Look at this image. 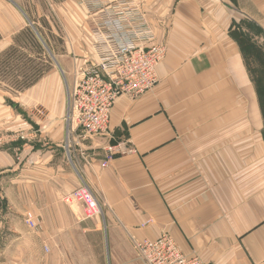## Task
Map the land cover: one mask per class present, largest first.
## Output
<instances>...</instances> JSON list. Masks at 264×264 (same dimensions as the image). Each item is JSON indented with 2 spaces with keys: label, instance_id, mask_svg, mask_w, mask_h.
<instances>
[{
  "label": "crops",
  "instance_id": "crops-1",
  "mask_svg": "<svg viewBox=\"0 0 264 264\" xmlns=\"http://www.w3.org/2000/svg\"><path fill=\"white\" fill-rule=\"evenodd\" d=\"M136 1L167 53L153 90L114 103L111 137L70 152L62 143V73L74 81L75 63L50 69L20 94L22 105L39 109L52 187L31 199L37 233L9 216L14 241L1 248L0 264H143L134 242L164 232L206 264H264V0ZM15 2L25 9L35 0ZM120 141L135 153L101 167L104 148ZM64 152L76 159L73 188L61 183L73 174L59 159ZM84 184L101 219L86 220L80 204L64 201Z\"/></svg>",
  "mask_w": 264,
  "mask_h": 264
},
{
  "label": "built area",
  "instance_id": "built-area-1",
  "mask_svg": "<svg viewBox=\"0 0 264 264\" xmlns=\"http://www.w3.org/2000/svg\"><path fill=\"white\" fill-rule=\"evenodd\" d=\"M79 1L93 23L96 57L77 70L68 92L69 152L97 136L111 137L114 103L121 96L136 98L153 90L159 82L157 68L167 53L136 0ZM104 151L103 168L118 155L135 153L126 141L109 143ZM64 201L80 204L86 220L103 217L101 205L85 184L66 195ZM26 222L31 229L38 228L33 214H27ZM134 249L143 264H206L198 256L184 255L166 232L155 240L134 242Z\"/></svg>",
  "mask_w": 264,
  "mask_h": 264
},
{
  "label": "rangeland",
  "instance_id": "rangeland-1",
  "mask_svg": "<svg viewBox=\"0 0 264 264\" xmlns=\"http://www.w3.org/2000/svg\"><path fill=\"white\" fill-rule=\"evenodd\" d=\"M14 1L0 0V55L11 47H18L19 50L36 56L39 49L36 45L33 49V43L26 34L30 31L44 51V63L51 69H60L62 65L67 68L75 63L72 68L76 73L93 60V25L74 0H35L31 4L32 8L25 4V9L17 6L16 2L14 4ZM62 75L64 84L66 83L64 93L68 103V92L73 79L70 74ZM20 94L7 90L5 85L0 87V200L4 202L0 211V250L8 241H14L9 221L11 215L16 216L17 221L21 218L29 233L39 231V225L38 228L31 229L26 222L27 214L37 216L35 200L31 199H35L37 193L49 192L52 187L46 163L48 146L40 141L39 126L35 122V113L39 109L22 105L23 97ZM64 123L67 128L62 143L66 145L68 107ZM38 144H43L41 152L35 154ZM73 149L74 147L71 151ZM59 159L68 164L71 173H76L74 154L70 153L68 156L64 152ZM73 174L62 181V185L73 188L78 183V176ZM68 235L75 236L66 234ZM138 262L136 260L131 264H139Z\"/></svg>",
  "mask_w": 264,
  "mask_h": 264
},
{
  "label": "trees",
  "instance_id": "trees-1",
  "mask_svg": "<svg viewBox=\"0 0 264 264\" xmlns=\"http://www.w3.org/2000/svg\"><path fill=\"white\" fill-rule=\"evenodd\" d=\"M26 34L33 43V49L35 48V45L39 49L36 56H32L30 53L23 52L19 50L18 47H11L0 55V87L5 85V88L14 94L25 92L27 89L41 80L43 76L51 69L44 63V51L39 46L33 33L27 31ZM259 80L260 79H258L257 82ZM262 82H264V79H262ZM261 94L264 98V84L263 89H261ZM22 143L24 144L23 141L21 144ZM3 203L4 202L0 200V211L3 208Z\"/></svg>",
  "mask_w": 264,
  "mask_h": 264
}]
</instances>
